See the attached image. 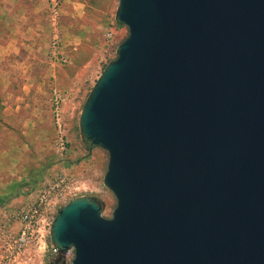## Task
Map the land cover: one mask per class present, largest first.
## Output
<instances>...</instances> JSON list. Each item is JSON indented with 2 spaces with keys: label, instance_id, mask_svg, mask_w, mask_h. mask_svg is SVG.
Listing matches in <instances>:
<instances>
[{
  "label": "water",
  "instance_id": "95a60500",
  "mask_svg": "<svg viewBox=\"0 0 264 264\" xmlns=\"http://www.w3.org/2000/svg\"><path fill=\"white\" fill-rule=\"evenodd\" d=\"M114 19L128 35L78 126L116 205L71 199L51 245L69 264H264V0H118Z\"/></svg>",
  "mask_w": 264,
  "mask_h": 264
},
{
  "label": "rangeland",
  "instance_id": "374dc122",
  "mask_svg": "<svg viewBox=\"0 0 264 264\" xmlns=\"http://www.w3.org/2000/svg\"><path fill=\"white\" fill-rule=\"evenodd\" d=\"M57 2L55 26L51 20L50 0H44L47 10L43 8L42 11L44 14L48 12L49 61L73 78V82L60 93L63 100L60 105L61 130L66 149L60 152L57 147L60 134L53 116L54 94L49 107L51 120L37 124L44 133L31 136L23 123L14 122L9 124L15 127L9 135L0 133V150H5L0 153V169L5 171L0 175V264H5L1 258L6 253L7 244L19 231V211L33 200L42 186L61 178L75 179L84 189L85 196L97 197L104 203L102 215L107 219L116 205L114 196L103 186L107 153L84 143L78 121L89 92L105 66L116 58V49L126 39L128 31L123 25H117L114 19L118 0ZM108 34L110 39L106 38ZM54 37L59 43V56L53 55ZM63 39L70 43L66 46L68 48L62 46ZM49 245L50 236L45 254L33 264L54 263Z\"/></svg>",
  "mask_w": 264,
  "mask_h": 264
},
{
  "label": "crops",
  "instance_id": "0c3cea01",
  "mask_svg": "<svg viewBox=\"0 0 264 264\" xmlns=\"http://www.w3.org/2000/svg\"><path fill=\"white\" fill-rule=\"evenodd\" d=\"M43 6L44 0H0V133L5 135L15 128L11 122L23 123L31 136L44 133L37 124L51 120L53 94L73 82L49 61L48 12L45 16ZM68 44L62 40L63 47ZM4 172L0 169V175Z\"/></svg>",
  "mask_w": 264,
  "mask_h": 264
},
{
  "label": "built area",
  "instance_id": "2783aa9c",
  "mask_svg": "<svg viewBox=\"0 0 264 264\" xmlns=\"http://www.w3.org/2000/svg\"><path fill=\"white\" fill-rule=\"evenodd\" d=\"M51 20L55 26L58 14L57 0H50ZM107 39L111 35H106ZM58 41L56 37L53 39L52 51L53 55L59 56ZM63 100L58 93L54 94L53 100V116L55 117L57 128L59 131V139L57 147L60 152L66 149L63 140L61 127V104ZM84 189L78 186L75 179L61 178L53 183H48L36 193L33 200L27 203L21 211H19L18 223L19 231L15 237L9 241L5 250V255L1 260L5 264H33L45 254L47 250V239L50 236V226L56 215L57 210L67 201L82 197ZM49 253L52 258H57L60 255L63 257L66 264H69L74 257L72 248L60 254L55 246L49 245Z\"/></svg>",
  "mask_w": 264,
  "mask_h": 264
},
{
  "label": "trees",
  "instance_id": "16d2710c",
  "mask_svg": "<svg viewBox=\"0 0 264 264\" xmlns=\"http://www.w3.org/2000/svg\"><path fill=\"white\" fill-rule=\"evenodd\" d=\"M115 21H116V20H115ZM116 23H117V25L121 26V24L118 23L117 21H116ZM84 143L87 144L88 146H91L90 143L87 142V141H85V140H84ZM37 181H38V180H37ZM32 183H34V181H33ZM104 212H105V207H102V209H101V213L103 214Z\"/></svg>",
  "mask_w": 264,
  "mask_h": 264
}]
</instances>
